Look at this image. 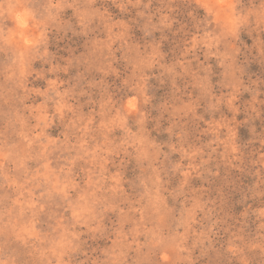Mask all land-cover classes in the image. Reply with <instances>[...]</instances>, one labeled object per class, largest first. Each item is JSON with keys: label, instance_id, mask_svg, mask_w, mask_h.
I'll return each instance as SVG.
<instances>
[{"label": "clouds", "instance_id": "1", "mask_svg": "<svg viewBox=\"0 0 264 264\" xmlns=\"http://www.w3.org/2000/svg\"><path fill=\"white\" fill-rule=\"evenodd\" d=\"M0 264H264V0H0Z\"/></svg>", "mask_w": 264, "mask_h": 264}]
</instances>
